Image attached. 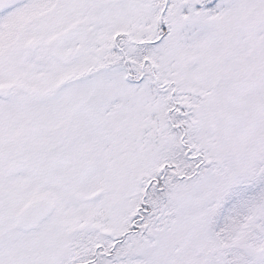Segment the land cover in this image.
Segmentation results:
<instances>
[{
	"label": "snow or ice",
	"instance_id": "1",
	"mask_svg": "<svg viewBox=\"0 0 264 264\" xmlns=\"http://www.w3.org/2000/svg\"><path fill=\"white\" fill-rule=\"evenodd\" d=\"M0 264H264V0H0Z\"/></svg>",
	"mask_w": 264,
	"mask_h": 264
}]
</instances>
